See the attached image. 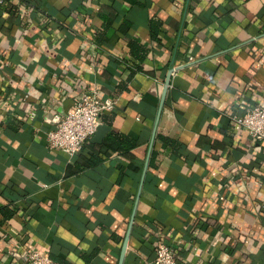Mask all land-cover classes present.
I'll return each mask as SVG.
<instances>
[{
  "label": "crops",
  "instance_id": "crops-1",
  "mask_svg": "<svg viewBox=\"0 0 264 264\" xmlns=\"http://www.w3.org/2000/svg\"><path fill=\"white\" fill-rule=\"evenodd\" d=\"M10 2L0 264H119L132 218L123 264H154L159 234L182 264H264V141L229 116L264 105V0ZM87 88L118 103L71 156L48 133Z\"/></svg>",
  "mask_w": 264,
  "mask_h": 264
},
{
  "label": "built area",
  "instance_id": "built-area-1",
  "mask_svg": "<svg viewBox=\"0 0 264 264\" xmlns=\"http://www.w3.org/2000/svg\"><path fill=\"white\" fill-rule=\"evenodd\" d=\"M117 103L116 97L103 96L97 88H87L72 109L55 112L54 127L48 133L50 146L71 156L76 154L97 132L102 124L101 115L114 110ZM229 114L234 123L246 129L254 139L264 141V105H249L241 114ZM158 236L154 264H182L172 242L165 235ZM28 254L31 264H60L48 252L38 248Z\"/></svg>",
  "mask_w": 264,
  "mask_h": 264
},
{
  "label": "water",
  "instance_id": "water-1",
  "mask_svg": "<svg viewBox=\"0 0 264 264\" xmlns=\"http://www.w3.org/2000/svg\"><path fill=\"white\" fill-rule=\"evenodd\" d=\"M174 71V68H171L170 71H169V74H168V77H167V80H166V85H165V89H164V92H163V96H162V100H161V104H160V110H159V116H160V113H161V110L163 108V105H164V101H165V98H166V94H167V90H168V87H169V84L171 82V77H172V73ZM110 129V126L107 125V124H104L102 123L96 134H95V138L97 140H101L105 134V132ZM133 219L131 220V226L129 228V231H128V234L125 238V241H124V244H123V249H122V253H121V257H120V262L119 264H123L124 263V259H125V256H126V252H127V247H128V242H129V236H130V233H131V228H132V225H133Z\"/></svg>",
  "mask_w": 264,
  "mask_h": 264
},
{
  "label": "trees",
  "instance_id": "trees-1",
  "mask_svg": "<svg viewBox=\"0 0 264 264\" xmlns=\"http://www.w3.org/2000/svg\"><path fill=\"white\" fill-rule=\"evenodd\" d=\"M3 7L6 9V11H8V12H10V13H12V14H16L17 13V7L13 4V3H11L10 2V0H3ZM160 137L162 136V135H159ZM111 137H112V139H114V140H117L118 139V134H116V133H112L111 134ZM165 140L169 143V144H176V142L174 141V140H172V139H170L169 137H165ZM156 155H157V153L155 152L154 154H153V158H152V163H154V160H155V157H156ZM8 209H5V208H3V211L5 212V213H10V215H12L13 213H14V211L13 210H9V211H7ZM52 258L54 259V260H56V261H58L60 264H65L64 263V261H62L61 259H59V258H56V257H54V256H52Z\"/></svg>",
  "mask_w": 264,
  "mask_h": 264
}]
</instances>
